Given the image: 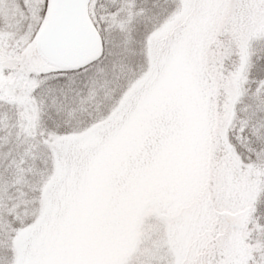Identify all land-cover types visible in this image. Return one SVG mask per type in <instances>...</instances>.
I'll return each mask as SVG.
<instances>
[{
	"label": "snow or ice",
	"instance_id": "1",
	"mask_svg": "<svg viewBox=\"0 0 264 264\" xmlns=\"http://www.w3.org/2000/svg\"><path fill=\"white\" fill-rule=\"evenodd\" d=\"M0 264H264V0H0Z\"/></svg>",
	"mask_w": 264,
	"mask_h": 264
}]
</instances>
